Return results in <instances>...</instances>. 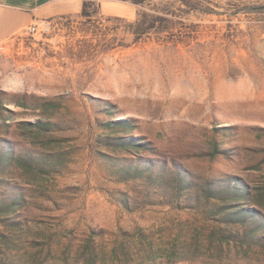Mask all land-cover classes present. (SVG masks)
Wrapping results in <instances>:
<instances>
[{"label":"rangeland","instance_id":"obj_1","mask_svg":"<svg viewBox=\"0 0 264 264\" xmlns=\"http://www.w3.org/2000/svg\"><path fill=\"white\" fill-rule=\"evenodd\" d=\"M93 1L0 41V264H264V0Z\"/></svg>","mask_w":264,"mask_h":264},{"label":"crops","instance_id":"obj_2","mask_svg":"<svg viewBox=\"0 0 264 264\" xmlns=\"http://www.w3.org/2000/svg\"><path fill=\"white\" fill-rule=\"evenodd\" d=\"M84 0H0V41L40 20L81 12ZM105 7L107 4H104Z\"/></svg>","mask_w":264,"mask_h":264},{"label":"trees","instance_id":"obj_3","mask_svg":"<svg viewBox=\"0 0 264 264\" xmlns=\"http://www.w3.org/2000/svg\"><path fill=\"white\" fill-rule=\"evenodd\" d=\"M132 3L134 4H139L140 3V0H130ZM184 2H186L189 6H191L192 8H194V10H203V11H207V12H213L214 10L212 9V7H209V6H205L203 5L202 1L201 0H182ZM95 2L93 0H84L82 2V9H81V12L79 13V15L85 19H91V17L97 13V10L95 8ZM89 6H93V8H95L94 10H92V12H90L88 10ZM261 6H252L248 9H252V10H255V9H258L260 8ZM247 8V7H246ZM146 13L145 12H140L137 14V19L134 21L133 24H131V26L134 27V30L131 31V33L135 34V36H138L139 34H143V33H146V32H149L151 31V27L153 26L152 24H149L148 27L146 28H142L140 27L141 23L143 22V19H145V15ZM159 19H163L162 17H159L157 16ZM167 30L164 29L159 32V33H163V32H166Z\"/></svg>","mask_w":264,"mask_h":264},{"label":"built area","instance_id":"obj_4","mask_svg":"<svg viewBox=\"0 0 264 264\" xmlns=\"http://www.w3.org/2000/svg\"><path fill=\"white\" fill-rule=\"evenodd\" d=\"M37 29V26L34 24H30L28 26H26L25 28H23V33L24 34H31L33 33L35 30Z\"/></svg>","mask_w":264,"mask_h":264}]
</instances>
